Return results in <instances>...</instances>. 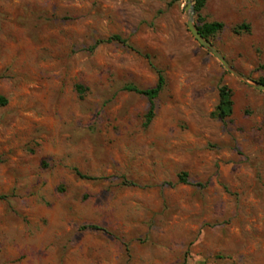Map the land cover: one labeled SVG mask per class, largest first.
Wrapping results in <instances>:
<instances>
[{"label": "rangeland", "instance_id": "1", "mask_svg": "<svg viewBox=\"0 0 264 264\" xmlns=\"http://www.w3.org/2000/svg\"><path fill=\"white\" fill-rule=\"evenodd\" d=\"M186 5L0 0V264H264V91L193 38ZM211 21L262 82L264 0H206ZM111 35L126 43L90 49ZM159 72L147 122L123 86Z\"/></svg>", "mask_w": 264, "mask_h": 264}, {"label": "trees", "instance_id": "2", "mask_svg": "<svg viewBox=\"0 0 264 264\" xmlns=\"http://www.w3.org/2000/svg\"><path fill=\"white\" fill-rule=\"evenodd\" d=\"M194 2V8L195 12H199L205 5L206 0H193ZM223 23L219 21H211V22H204L201 25L197 26L199 29V32L207 39H209L210 36H214L216 33L220 32L223 28ZM246 28L247 26H243ZM110 41H117L121 43H126V40L120 37L119 35H111L108 36L105 39H98L94 42V44L90 47V49H94L97 45H99L102 42H110ZM261 81L264 83V79H261ZM165 86V78L162 75V73H158L157 81L152 87L148 88H139L133 84H125L123 86L124 90L132 91L138 94H141L145 96L149 100V109L146 113L147 122L150 121V119L153 116V110H154V102L153 100L159 95V93L162 91V89ZM0 102L4 103L5 99L0 97ZM232 113V93L231 89L227 87L226 85H222L219 88V101L218 104L215 107L214 115L224 120L225 118L229 117ZM81 177H85L84 175L80 174ZM183 181H186L185 174L181 177ZM92 228H97L94 225H90ZM184 264H187V262H184Z\"/></svg>", "mask_w": 264, "mask_h": 264}, {"label": "water", "instance_id": "3", "mask_svg": "<svg viewBox=\"0 0 264 264\" xmlns=\"http://www.w3.org/2000/svg\"><path fill=\"white\" fill-rule=\"evenodd\" d=\"M185 10L187 11V20L186 25L187 29L193 36V38L204 48H206L220 63L221 65L231 74L234 76L245 80L251 81L253 86L261 91H264V83L259 81H252L244 74L236 71L231 64L226 60V58L218 51V49L208 40L205 38L200 32L198 27L195 23V8L193 0H187V5L185 6Z\"/></svg>", "mask_w": 264, "mask_h": 264}]
</instances>
